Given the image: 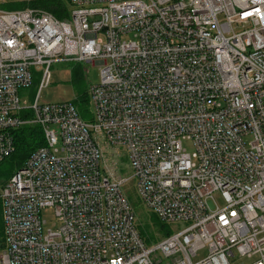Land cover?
<instances>
[{
    "label": "built area",
    "instance_id": "1",
    "mask_svg": "<svg viewBox=\"0 0 264 264\" xmlns=\"http://www.w3.org/2000/svg\"><path fill=\"white\" fill-rule=\"evenodd\" d=\"M68 2L62 19L0 7V164L13 130L38 125L46 140L0 183V264H264V0ZM59 61L100 66L91 122L73 102L40 103ZM121 147L131 176L111 161ZM132 180L162 222L189 224L148 244Z\"/></svg>",
    "mask_w": 264,
    "mask_h": 264
},
{
    "label": "rangeland",
    "instance_id": "2",
    "mask_svg": "<svg viewBox=\"0 0 264 264\" xmlns=\"http://www.w3.org/2000/svg\"><path fill=\"white\" fill-rule=\"evenodd\" d=\"M4 0H0V4ZM67 5L71 8L68 0H65ZM221 21L222 18L220 17ZM34 78L33 85L30 88L21 89L19 92L20 99L26 104L31 105L35 100L36 95L39 92V87L42 79V72L38 68H33ZM100 66L98 64L86 63V62H65L59 61L55 62L50 68V80L49 84L44 87L40 93V103L49 104V103H60V102H73L77 108L82 107L88 115V122H91L95 117L94 106L90 97V90L92 86H96L100 83ZM86 95L89 100V103H78L76 100L78 96ZM102 144V143H100ZM184 147L187 148L189 152H193L194 148L190 141H183ZM107 155L110 156V149L104 147ZM119 158L111 159L119 163L123 174L127 176L132 175V169L130 164L129 155L127 150L123 147L120 149ZM125 192L129 196L131 203L136 211L137 226H144L145 237H149L151 242L148 244H155L159 242L163 237L161 232L156 226L157 222L160 219L143 203L139 194L137 193L136 181H130L124 188ZM210 206L215 209L216 205L222 207L225 205V200L219 192L213 194V200L209 201ZM44 219L47 221L46 229L55 230L59 227L60 223L55 217L52 211H46L44 213ZM189 223L178 224L173 223L169 224V229L172 233L177 232ZM0 228L2 231H5V222H4V205L0 199ZM1 251V250H0ZM207 254V251L202 250L199 252L198 256L195 258V261L203 259ZM249 261L248 258L241 259L237 255L235 258L231 259V264H244Z\"/></svg>",
    "mask_w": 264,
    "mask_h": 264
},
{
    "label": "trees",
    "instance_id": "3",
    "mask_svg": "<svg viewBox=\"0 0 264 264\" xmlns=\"http://www.w3.org/2000/svg\"><path fill=\"white\" fill-rule=\"evenodd\" d=\"M3 9H24V8H38L49 11L57 18H64L67 16V3L65 0H19V1H7L0 5ZM78 103H89L86 95L80 94L76 100ZM76 106V105H75ZM77 108V106H76ZM78 112L84 120H88V115L83 111L80 106ZM26 115H31V111H25ZM14 140H15V151L14 153L4 160L0 164V183H4L11 176L24 165L30 155L37 150L39 147L46 145L45 135L43 128L38 125H24L15 130H13ZM129 198V196H128ZM130 199V198H129ZM131 201V200H130ZM136 212V211H135ZM159 231L163 236H168L172 231L168 228L169 225L162 222L161 220L157 222ZM140 234L145 239V241L151 242L149 237H145L144 229L145 227L141 225L137 226ZM5 231L0 228V250L3 248Z\"/></svg>",
    "mask_w": 264,
    "mask_h": 264
}]
</instances>
